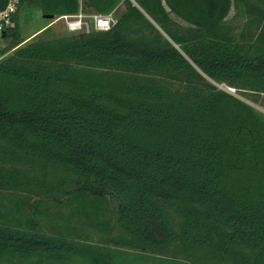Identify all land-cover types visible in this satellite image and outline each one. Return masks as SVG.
<instances>
[{"label": "trees", "instance_id": "1", "mask_svg": "<svg viewBox=\"0 0 264 264\" xmlns=\"http://www.w3.org/2000/svg\"><path fill=\"white\" fill-rule=\"evenodd\" d=\"M249 1L20 0L123 10L25 43L18 10L2 34L0 264H264V113L215 84L264 102Z\"/></svg>", "mask_w": 264, "mask_h": 264}, {"label": "rangeland", "instance_id": "2", "mask_svg": "<svg viewBox=\"0 0 264 264\" xmlns=\"http://www.w3.org/2000/svg\"><path fill=\"white\" fill-rule=\"evenodd\" d=\"M251 5L261 4L259 0H250ZM244 8L241 9L240 14H236L237 10L233 5L232 10L228 14L226 21L230 22L234 26L235 34L240 37L241 33L246 27V22L252 19L251 14H248ZM22 36L24 42H30L34 40H47L61 36H67L70 32L66 28L65 21L63 19H48L45 18L42 13L32 5H23L19 8ZM121 11L117 12L120 15ZM181 23V22H180ZM183 26H190L188 23H181ZM7 42L3 40L0 35V49L7 47ZM12 52L9 51L6 55ZM219 88L230 91L236 96L240 97L247 103L254 106L260 112L264 113L263 96L252 93L250 91H238L230 89L226 84L215 83Z\"/></svg>", "mask_w": 264, "mask_h": 264}, {"label": "built area", "instance_id": "3", "mask_svg": "<svg viewBox=\"0 0 264 264\" xmlns=\"http://www.w3.org/2000/svg\"><path fill=\"white\" fill-rule=\"evenodd\" d=\"M19 7L20 0H9L7 6L0 10V35L12 25ZM58 19H63L65 21L66 28L71 33L109 30L118 22V16L115 11L107 14L84 13L81 11L75 15H63L58 17Z\"/></svg>", "mask_w": 264, "mask_h": 264}, {"label": "crops", "instance_id": "4", "mask_svg": "<svg viewBox=\"0 0 264 264\" xmlns=\"http://www.w3.org/2000/svg\"><path fill=\"white\" fill-rule=\"evenodd\" d=\"M122 10H123V7H120V8L117 10V12H118V11H122ZM173 17L176 18V19H177L179 22H181V23H187L186 21H183V20H181L180 18H177V17L174 16V15H173Z\"/></svg>", "mask_w": 264, "mask_h": 264}, {"label": "water", "instance_id": "5", "mask_svg": "<svg viewBox=\"0 0 264 264\" xmlns=\"http://www.w3.org/2000/svg\"><path fill=\"white\" fill-rule=\"evenodd\" d=\"M45 18H48V19H54V16L53 15H44Z\"/></svg>", "mask_w": 264, "mask_h": 264}]
</instances>
